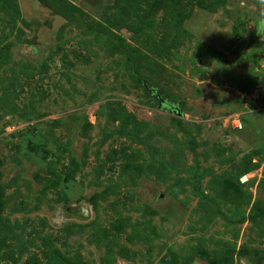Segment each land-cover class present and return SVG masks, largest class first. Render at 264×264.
I'll return each instance as SVG.
<instances>
[{"label": "rangeland", "instance_id": "374dc122", "mask_svg": "<svg viewBox=\"0 0 264 264\" xmlns=\"http://www.w3.org/2000/svg\"><path fill=\"white\" fill-rule=\"evenodd\" d=\"M157 1L0 0V264H264V0Z\"/></svg>", "mask_w": 264, "mask_h": 264}, {"label": "trees", "instance_id": "16d2710c", "mask_svg": "<svg viewBox=\"0 0 264 264\" xmlns=\"http://www.w3.org/2000/svg\"><path fill=\"white\" fill-rule=\"evenodd\" d=\"M160 1V2H159ZM159 1H157L158 3L157 4H155V6L154 7H157L158 6V8L159 7H161V6H163V7H165L166 8V10H170V12L172 11V12H175V11H177L178 13H181V10H182V8H183V0H176L178 3L177 4H175V5H171V6H169V4H168V2H169V0H159ZM177 13V14H178Z\"/></svg>", "mask_w": 264, "mask_h": 264}, {"label": "built area", "instance_id": "2783aa9c", "mask_svg": "<svg viewBox=\"0 0 264 264\" xmlns=\"http://www.w3.org/2000/svg\"><path fill=\"white\" fill-rule=\"evenodd\" d=\"M233 125L237 128V129H242V122L238 119H236L234 122H233Z\"/></svg>", "mask_w": 264, "mask_h": 264}, {"label": "water", "instance_id": "95a60500", "mask_svg": "<svg viewBox=\"0 0 264 264\" xmlns=\"http://www.w3.org/2000/svg\"><path fill=\"white\" fill-rule=\"evenodd\" d=\"M151 92H152V91H151ZM152 93H154V91H153ZM154 95H156V97H158V95H157L156 93H154ZM158 99H160V102H161L162 104L164 103V101H163L162 98H159V97H158Z\"/></svg>", "mask_w": 264, "mask_h": 264}]
</instances>
